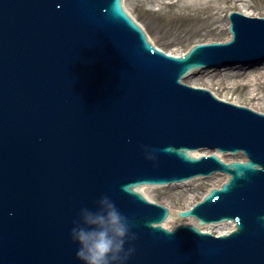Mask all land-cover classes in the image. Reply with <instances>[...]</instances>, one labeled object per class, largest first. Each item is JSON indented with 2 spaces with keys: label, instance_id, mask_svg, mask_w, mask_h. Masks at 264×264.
<instances>
[{
  "label": "water",
  "instance_id": "obj_1",
  "mask_svg": "<svg viewBox=\"0 0 264 264\" xmlns=\"http://www.w3.org/2000/svg\"><path fill=\"white\" fill-rule=\"evenodd\" d=\"M232 11L229 41L173 57L121 0H0V264H79L69 231L101 195L128 264H264V114L181 82L263 65L264 18Z\"/></svg>",
  "mask_w": 264,
  "mask_h": 264
},
{
  "label": "rangeland",
  "instance_id": "obj_2",
  "mask_svg": "<svg viewBox=\"0 0 264 264\" xmlns=\"http://www.w3.org/2000/svg\"><path fill=\"white\" fill-rule=\"evenodd\" d=\"M122 6L143 28L149 41L171 55L185 53L193 43L224 41L228 34L227 15L234 9L264 14L263 0H208L198 7L190 6L186 0H122ZM239 70L242 69L196 72L184 83L206 88L221 100L264 113V78H260L257 85L245 79L243 85L235 86L232 79L222 76L227 71ZM251 94L257 95L252 99Z\"/></svg>",
  "mask_w": 264,
  "mask_h": 264
},
{
  "label": "clouds",
  "instance_id": "obj_3",
  "mask_svg": "<svg viewBox=\"0 0 264 264\" xmlns=\"http://www.w3.org/2000/svg\"><path fill=\"white\" fill-rule=\"evenodd\" d=\"M144 154L149 159L154 157V151L147 147ZM259 219L264 222V216ZM69 237L77 245L75 257L79 264H128L135 252L132 224L108 195H101L92 208L79 209Z\"/></svg>",
  "mask_w": 264,
  "mask_h": 264
},
{
  "label": "bare ground",
  "instance_id": "obj_4",
  "mask_svg": "<svg viewBox=\"0 0 264 264\" xmlns=\"http://www.w3.org/2000/svg\"><path fill=\"white\" fill-rule=\"evenodd\" d=\"M214 1V0H213ZM242 1V0H241ZM264 1V0H263ZM187 3H189L190 6H201L205 3L208 2V0H186ZM243 8V7H242ZM239 13L242 16H261V18H264V14H261L259 12H255L254 10H239ZM226 28L228 30L227 24H226ZM230 39V34L228 32L226 38L224 39V41H228ZM257 66V65H256ZM221 68H225V66H221ZM242 70L239 71H235V72H226L225 75H222L223 77L227 78V79H232L233 80V85L235 86H239V85H243L242 82L243 80H248L247 83L253 82L255 85L258 84V80L260 78H264V63L263 65H258L257 68H254L252 70L249 71H243V68H241ZM211 69H207L204 71L199 72L200 73H206L208 71H210ZM220 70V69H219ZM252 77V80H249V78ZM200 88V87H199ZM257 94H251L250 98H255ZM261 113V112H259Z\"/></svg>",
  "mask_w": 264,
  "mask_h": 264
}]
</instances>
